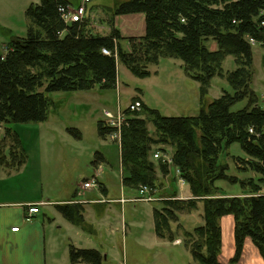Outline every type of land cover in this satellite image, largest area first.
Here are the masks:
<instances>
[{"label": "trees", "instance_id": "trees-1", "mask_svg": "<svg viewBox=\"0 0 264 264\" xmlns=\"http://www.w3.org/2000/svg\"><path fill=\"white\" fill-rule=\"evenodd\" d=\"M70 5L71 0H40L26 9V36L12 38L5 54L0 55V125L44 121L49 101L47 93L116 87L120 62L136 77L145 78L150 74L146 67L156 64L159 57L180 59L188 75L202 85L201 99H204V85L215 74L222 75L221 61L225 55H233L236 68L228 75L233 94L223 92L206 107L199 104L196 116H165L142 102L139 111L124 109L127 118L120 134V163L127 175L122 182L126 187L146 186L153 190L158 182L156 169L166 175L169 165L165 161L154 164L150 160L152 146L171 145L172 163L189 184L193 199L174 198L176 192L169 194L172 198H164L165 206L153 212L156 235L171 239V222L177 219L176 213L192 211L202 202L203 224L193 232L183 231L196 264H220V219L226 215L234 219L235 249L228 264L237 263L247 237L264 259V109L256 106L257 99L249 90L253 59L252 44L248 41L252 38L264 45V0L119 3L113 8V18L143 16L144 30L139 38L122 35L112 23L108 34L93 32L87 28L86 10L82 21L65 23L63 15ZM208 38L217 41V51L206 48L204 41ZM123 40L129 43L128 51L122 46ZM247 96L248 106L231 111L234 102ZM142 114L145 118L140 117ZM147 121L152 123L155 136L149 133ZM97 126L102 137L115 131L103 120ZM5 136L14 140L9 156L14 160L20 157L18 164H22L24 151L18 153L15 149L20 145L19 139L9 128H5ZM233 143H238L246 155L232 157L236 169L251 171L252 176L239 179L228 175V164L219 161L221 152ZM197 157L203 173L188 174L194 169L193 158ZM5 160L0 150V162ZM221 179L238 183L244 195L223 194L215 184ZM57 208L74 224H83L79 204ZM69 260L71 264H103L105 256L94 248L71 246Z\"/></svg>", "mask_w": 264, "mask_h": 264}, {"label": "rangeland", "instance_id": "rangeland-1", "mask_svg": "<svg viewBox=\"0 0 264 264\" xmlns=\"http://www.w3.org/2000/svg\"><path fill=\"white\" fill-rule=\"evenodd\" d=\"M39 1L0 0V55L5 54L6 47L12 38L26 36L28 24L25 14L26 9L30 4L39 3ZM71 1V9L76 8L78 4H82V0ZM124 1L127 0H92L87 3L85 6L86 11L89 13L87 28L100 35L108 34L111 28L110 23L114 27L116 25L115 18L111 15L113 8ZM117 24L123 27L122 35L126 37L139 38L143 34V24L137 16H128L125 20L124 18L123 20L119 19ZM121 43L123 48L128 51L129 43L124 40ZM204 45L211 52L219 49L217 41L213 38L205 40ZM251 51L253 63L249 90L257 99L256 106L264 109V45L254 43L251 46ZM146 68L150 72L149 76L139 78L133 75L120 62L117 65L116 87L101 88L95 86L90 90L47 93L46 96L49 101L47 104V118L44 121L0 125V143L5 141V128H9L11 134H14L19 139L20 145L15 147V149L18 150V153L19 151H24L25 156V165L20 169V172L6 173L4 169H0L1 189L4 188L3 184L8 187L7 184H16L22 180L35 184V180L38 179L42 180L44 188H49L53 191L56 190L54 188L56 184L58 187H62L70 183V186L76 187L84 179L94 177V172L98 170V166L94 162L98 153L105 160L103 164L100 162L103 172L97 178L98 181L107 185L109 194L117 195L122 193L125 197L139 198L141 196L139 187L130 188L123 185L122 178L127 173L122 171L120 165L119 140L111 139L108 135L105 137L99 135L97 124L98 121L104 119V110L116 113L118 107L124 110L131 101L138 98L148 108L156 109L165 116H196L200 111L199 104L202 103L206 107L209 102L218 98L223 92L233 94L234 89L228 81V75L235 70L236 60L231 54L225 55L220 64L222 75L215 74L208 80L207 84H205L206 86L204 85L206 89L204 99H201L202 85L188 75L180 59L159 57L156 64H149ZM247 89L248 86H246L245 92ZM248 105L249 96L234 102L230 109L231 111H238ZM140 117L145 118V115L142 114ZM147 127L149 133L155 136L151 122L147 121ZM13 145L14 140L12 141L9 138L3 145L0 144V147H6L5 154L10 162L12 158L8 152H10V146ZM160 148L165 149V151ZM158 151L162 152L160 159L153 157V154ZM172 152V146L169 144L154 145L152 146L150 160L154 164L162 163L165 155L168 158H172ZM233 156L246 157L238 143L230 145L219 156L220 162L228 164V175L236 176L239 179L252 176L253 173L251 171L244 172L236 169ZM20 159V157L16 158V163ZM192 162L194 169L188 174L203 173L201 172V165H199V158H193ZM167 164L169 166L166 175H162L156 169L158 182L154 189L149 191V194L152 193L153 197L157 198L155 201H128L125 203L126 215L130 214L132 217L144 219L145 227L146 223L151 221L154 209L161 210L165 206L163 200L167 196L164 191L169 194L171 192L179 193L181 186H183L184 190H188L189 184L181 177L179 168L175 167L173 163ZM204 175L209 177L206 173ZM179 177L184 180L183 183L180 182ZM7 179L11 181H6ZM215 184L226 195L244 191L238 183H232L226 179L218 180ZM27 189L29 190V187ZM35 191L37 192L38 188L32 185L30 188L31 195ZM98 191L97 187L93 189L95 193ZM82 193L80 198H84L87 195L84 189ZM190 197L193 199L192 194H190ZM202 213V202H199L197 208L192 211L177 212V219L171 222L172 238L179 237L182 239V244L176 248L179 250L182 248L185 250L186 248L188 251H185L189 254V258H191V253L185 242L186 239L184 240L183 231L193 232L195 227L202 225L203 218L200 216ZM116 232L112 237L117 238L116 247L118 246V251L121 254L122 232L120 230ZM140 232V229L138 231L136 228L128 229L127 238L130 239L140 234ZM172 238L166 237L162 239L171 243ZM142 241H146L145 245L148 243L147 240ZM90 247L92 246H85L84 248ZM132 249L137 248L132 246ZM127 250L130 252L129 246ZM151 262V264H154L153 259ZM103 264H107V262H103Z\"/></svg>", "mask_w": 264, "mask_h": 264}, {"label": "crops", "instance_id": "crops-1", "mask_svg": "<svg viewBox=\"0 0 264 264\" xmlns=\"http://www.w3.org/2000/svg\"><path fill=\"white\" fill-rule=\"evenodd\" d=\"M128 16H137L144 30L142 15L118 16L115 17V27L121 34L123 27L117 22L119 19L125 20ZM7 139L5 136L4 140ZM5 141L0 144L3 145ZM5 148L0 147L6 157V162H0V169H4L6 173L20 172L25 163L18 164L14 159L11 162L7 160ZM8 153L10 155V152ZM95 159L98 170L93 176L97 178L103 172L101 164L105 159L101 155ZM41 181V179L35 180L34 184L22 180L16 184H7L8 187L2 183L5 189H1L0 184V264H71L69 260L71 246L75 248L92 246L90 248L99 250L105 256L104 262L107 264H151L152 259L154 264H196L191 256L192 259L189 258L185 247L186 251L183 248L181 250L176 248L182 244L181 238L177 237L168 243L155 234L153 214L151 221L146 223V227L144 219L126 215L125 203L134 202L132 201L134 197H125L122 193L110 195L107 185L98 181V178L99 191L95 193L93 189H88L84 198H80L83 194L81 184H77L76 187L70 186V183L62 187L56 184L54 185L56 190L53 191L44 188ZM32 185L38 188L33 195L30 193ZM164 193L166 198H172L169 197L168 192L164 191ZM243 193L244 191L227 195H244ZM190 194L189 187L188 190H184L181 186L180 192L176 193L174 198L187 200L191 198ZM122 199L125 202H121ZM71 203L80 205L83 224H74L57 208L58 205ZM34 204L40 205L39 212L27 220V207ZM15 226L18 230L11 231V228ZM220 226L222 245L218 261L220 264H228L235 249L233 217L231 215L221 217ZM132 228H136L137 231L140 229L141 232L129 239L127 230ZM119 230L122 232L123 243L121 254L118 246L116 247L117 238L112 237ZM142 240H147L148 243L145 245L146 241ZM128 246L130 252L127 250ZM132 246L137 249H132ZM236 264H264L263 257L248 237L244 240L243 250Z\"/></svg>", "mask_w": 264, "mask_h": 264}, {"label": "built area", "instance_id": "built-area-1", "mask_svg": "<svg viewBox=\"0 0 264 264\" xmlns=\"http://www.w3.org/2000/svg\"><path fill=\"white\" fill-rule=\"evenodd\" d=\"M92 0H82V4L77 6L76 8H72L69 7L67 12L64 13L63 15V19L65 23H70V22H80L83 20L84 18V14H85V6L87 3H89ZM262 25L264 26V23H262ZM248 41L251 44L256 43L255 40H253L252 38L248 39ZM103 52L105 54H109V51L107 50H103ZM142 107V103L140 100H135V101H131L128 106L126 107V111L129 112H134V111H139ZM104 115V119L103 121L105 122V124L109 127L115 128V131L112 132L111 134H109L108 136H110L111 139H118L119 140V144H120V134H121V128L122 126L125 124L126 122V118H127V113L124 110H121V108H117L116 113H112L108 110H104L103 112ZM162 155L161 151H158L156 153L153 154L154 158H160ZM167 155L164 156V161L165 163H172V159L166 157ZM180 182L183 183L184 180L181 179V177H179ZM100 188L99 183L97 181V179L95 177L90 178L88 180H85L81 183V188L88 190V189H94V188ZM149 191H151V189H149L146 186H140L139 187V193L141 194V196L139 198H135L132 201L137 202V201H144V202H152L155 201L157 198L153 197V194H149ZM121 202H125V200H121ZM39 206L38 204H34L31 206L27 207V211H26V219H30L31 216L37 212H39ZM18 227L15 226L13 228H11V231H17ZM124 231V230H123Z\"/></svg>", "mask_w": 264, "mask_h": 264}]
</instances>
